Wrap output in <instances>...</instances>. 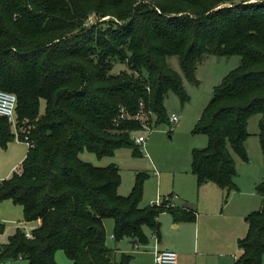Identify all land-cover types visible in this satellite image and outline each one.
<instances>
[{
	"label": "trees",
	"instance_id": "16d2710c",
	"mask_svg": "<svg viewBox=\"0 0 264 264\" xmlns=\"http://www.w3.org/2000/svg\"><path fill=\"white\" fill-rule=\"evenodd\" d=\"M92 15L107 17L87 23ZM204 53L241 55L193 129L207 136L191 152L197 184L210 180L228 192L236 188L233 153L249 160L256 113L264 157V0H0V89L15 93V126L29 140L19 167L0 180V200L21 204L24 221L40 219L31 237L17 227L0 243V259L55 264L60 248L71 264H130L129 253L115 259L104 218L113 220L115 241L132 244L147 241L144 225L159 237L163 210L195 219L186 206L141 205L144 173L120 194L119 166L95 165L79 152L101 157L128 146L139 154L132 133L168 122L165 94L188 100L167 56L177 55L184 76L198 83ZM116 61L126 68L112 72ZM14 138L0 114V146ZM257 190L261 206L247 216L233 264H264V180Z\"/></svg>",
	"mask_w": 264,
	"mask_h": 264
},
{
	"label": "rangeland",
	"instance_id": "374dc122",
	"mask_svg": "<svg viewBox=\"0 0 264 264\" xmlns=\"http://www.w3.org/2000/svg\"><path fill=\"white\" fill-rule=\"evenodd\" d=\"M106 17L107 15L101 17L92 15L88 18L87 23ZM167 61L181 74L185 91L188 94V100L184 103L172 90L165 94L166 111L168 114L176 112L177 121L168 120V122L150 125V129H146V125H144L143 129L133 131L132 135L136 133L145 135L143 143L135 142L140 150L137 155L132 152L131 147L123 146L116 148L110 155L98 157L94 152L84 149L79 152V156L95 165L116 163L120 172L118 185L120 194H127L130 191L137 173H144L140 201L142 205L149 204L151 200L155 201L160 197V202L163 201V203L173 206L171 196L163 198L169 193V195L177 194L180 197L178 200L174 198L177 204L187 201L190 206L193 205L199 212L197 215L199 229H196L199 232L195 238L199 239V249L203 251L197 258V264H217L221 258L216 253L218 251L231 250L234 253H240L241 247L238 246L237 239L248 231L247 216L252 210L261 206L262 196L257 190V184L264 180V157L258 134L260 113L252 115L249 119L250 134L246 140L249 160H244L233 153L237 171L233 177L236 188L228 192L223 189L220 195H214L217 196V199L213 201V195L210 192L204 194L203 186H197L195 175L191 171L192 149L205 146L207 143L206 134L194 132L193 129L213 94L214 86L231 68L240 63L241 55L237 53L226 55L204 53L195 70L198 83L190 81L184 76L177 55H168ZM125 68L124 63L116 61L111 71L118 72ZM43 106L44 101L42 100L41 110H43ZM14 140L19 141L16 137ZM10 144L9 146L8 143L6 147L0 146V174L5 172L8 165L17 161L18 155L25 152L27 147V143L24 142ZM14 144L16 145L12 147ZM17 166L19 167V162L16 164V168ZM2 200L4 199H1L0 202ZM1 207L0 204V210ZM20 214L18 219L7 216L0 217V222L4 223L6 228L0 237V243L7 238L8 233L17 227L19 221L27 228L33 225L32 221L25 222L23 220V211L20 210ZM111 219L108 217L106 222ZM159 220L160 247L170 248L172 242L187 237L189 232H191L192 241L193 228L174 226L173 222L177 220L170 211H162ZM111 228L112 224L107 226L106 243L114 248L115 259H119L121 254L126 252L132 255L130 264H153V257L148 251L153 250V246L158 240L149 226L144 225L143 227L147 241L136 246L132 244L130 237H123L121 240L115 241L111 234ZM0 264H28V261L23 258H8L0 259ZM55 264H71L70 258L60 248L55 251Z\"/></svg>",
	"mask_w": 264,
	"mask_h": 264
},
{
	"label": "crops",
	"instance_id": "0c3cea01",
	"mask_svg": "<svg viewBox=\"0 0 264 264\" xmlns=\"http://www.w3.org/2000/svg\"><path fill=\"white\" fill-rule=\"evenodd\" d=\"M15 139V138H14ZM10 140L8 143H9V146L11 145L10 143H16V142H24L25 144H26V142L25 141H23V140H20V139H17V140H19V141H16V140ZM247 140H248V138H247ZM16 141V142H15ZM247 144V143H246ZM16 144H14V145H12V147H14ZM27 145V144H26ZM27 148L28 147H26V150H25V152H23V153H21L20 155H18V159H17V161H14V162H12L10 165H8L7 167H6V169H5V172L3 173V174H0V180L2 179V177H4L5 175H8V173H9V175H10V173L13 171V170H15V168H16V164L19 162V164H20V160H22L23 158L22 157H24L25 156V153H26V151H27ZM83 151V150H82ZM81 152V151H80ZM17 168H18V166H17ZM16 168V169H17ZM195 180H196V177H195ZM196 184H197V182H196ZM199 185H201V186H203L202 188H203V190L205 191L204 192V194H209L208 192H210L212 195H213V201H216V199H217V196H214V195H216V194H218V195H220V193L222 192V188L220 187V186H218L215 182H213V181H210V180H208V181H204V182H202L201 184H199ZM197 186H198V184H197ZM119 192V191H118ZM170 194V193H169ZM174 195H176V197H173L172 198V205L173 206H179V207H184V206H186L188 209H190L191 211H194V213H195V219L194 220H177V221H174L173 222V225L174 226H177L178 228L180 227V226H184V227H187L188 229L190 228L191 229V227L193 228V239H192V241H191V232H189V234H188V236L187 237H184V238H180L179 240H177V241H174V242H172V245L170 244V249H173V250H175L176 251V253H177V264H197V258L198 257H200V252L201 253H203V251L202 250H200L199 249V239H196L195 238V236H196V234L199 232L198 230H196L197 228L199 229V227H198V225H199V217H197V215H198V210L196 209V208H194V206L192 205V206H190L189 204H188V202L187 201H184V203H181V204H177L175 201H174V198H177V200L180 198L177 194H174ZM160 198V197H159ZM0 204H1V210H0V217H2V216H7V217H10V218H12V219H18L20 216H21V214H20V210H21V212L23 211L22 210V206H21V204H19V203H16V202H13L10 198H4V200H2L1 202H0ZM142 205V204H141ZM21 208V209H20ZM163 211H165V210H163ZM162 212V211H161ZM160 212V213H161ZM160 213L158 214V216H157V219H158V222H159V231H160V220H159V215H160ZM107 218L108 217H106V218H104V227H105V231H106V235H107V226H109L110 224H112V227H113V220L111 219V221H107L106 222V220H107ZM197 219H198V221H197ZM248 219V218H247ZM30 221H32V223H33V225L31 226V227H29V228H27L26 226H24V224L23 223H21V221H19V223H18V225H17V227H20V228H22V227H24L25 228V230H29V231H31V229L34 227V226H36V225H38V223H39V221H40V219L38 218L37 220H30ZM181 221H183V222H181ZM25 222H27V221H25ZM185 222H188V223H185ZM23 224V225H22ZM193 224V225H192ZM16 227V228H17ZM15 228V229H16ZM24 228H22V230L24 229ZM5 225H4V223H2V222H0V237H1V235H3L4 234V231H5ZM14 229V230H15ZM14 230L11 232V233H8L7 234V237L10 235V234H12L13 232H14ZM111 232H112V228H111ZM2 240V239H1ZM7 240V238L5 239V240H2V242H4V241H6ZM157 242L155 243V245L157 244V246L158 247H160V244L159 243H161L160 242V240H161V238H160V234H159V237L157 238ZM1 242V243H2ZM134 246H136V245H138V244H133ZM155 245L153 246V250H154V247H155ZM162 247V246H161ZM114 249V248H113ZM153 250H150V251H148V253H150L151 254V256L153 257ZM242 250V249H241ZM241 250H240V253H241ZM115 251V250H114ZM217 254H218V256L219 257H221L220 259H219V261H218V263L217 264H233V261H234V259H235V257L238 255V254H240V253H234L233 251H231V250H223V251H218V252H216ZM9 258V257H8ZM8 258H4V259H8ZM11 258V257H10ZM17 258H23V259H26V258H24V257H17ZM263 259H264V255H263ZM27 260V259H26ZM28 261V260H27ZM202 264V263H201Z\"/></svg>",
	"mask_w": 264,
	"mask_h": 264
},
{
	"label": "built area",
	"instance_id": "2783aa9c",
	"mask_svg": "<svg viewBox=\"0 0 264 264\" xmlns=\"http://www.w3.org/2000/svg\"><path fill=\"white\" fill-rule=\"evenodd\" d=\"M15 104H16L15 93L6 89H0V114L6 116L7 120L12 124V127L14 129V137L21 140L15 126ZM177 119H178V115L176 112L173 111L169 114V120L171 122H175L177 121ZM145 128L150 129L151 126L147 124ZM132 138L137 143H143L145 140V135L143 133H136L133 134ZM23 139L27 144L29 143L28 142L29 140H27V136H24ZM169 196H171V198L176 197V195L167 194L163 198H168ZM149 204L158 205V206L169 205L163 203V201L160 202L159 198L155 201L151 200ZM23 231L25 232L26 236L28 237L32 236L31 231L25 230V228L23 229ZM19 257L21 256L19 255ZM153 264H177L176 251L168 247H158L156 244L153 250Z\"/></svg>",
	"mask_w": 264,
	"mask_h": 264
}]
</instances>
